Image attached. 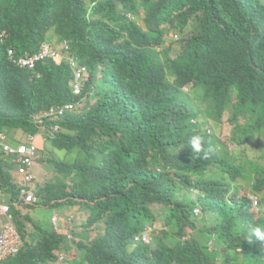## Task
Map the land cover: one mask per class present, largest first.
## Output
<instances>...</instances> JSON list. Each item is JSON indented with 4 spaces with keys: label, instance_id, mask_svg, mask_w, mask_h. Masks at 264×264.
I'll list each match as a JSON object with an SVG mask.
<instances>
[{
    "label": "trees",
    "instance_id": "16d2710c",
    "mask_svg": "<svg viewBox=\"0 0 264 264\" xmlns=\"http://www.w3.org/2000/svg\"><path fill=\"white\" fill-rule=\"evenodd\" d=\"M47 40H66L87 66L78 93L65 62L25 69L8 57ZM66 102L73 111L45 118L61 130L39 142L32 205H76L99 233H81L88 243L73 240L70 255L64 233L18 201L0 145L2 197L23 239L0 264H55L61 249L70 264H264L253 235L264 231V166L227 146L264 131V0H0V135L23 141L35 113ZM199 112L217 124L227 113V137L191 123ZM239 180L261 194L260 215ZM154 208H165L159 229ZM147 224L150 240L138 242Z\"/></svg>",
    "mask_w": 264,
    "mask_h": 264
},
{
    "label": "built area",
    "instance_id": "2783aa9c",
    "mask_svg": "<svg viewBox=\"0 0 264 264\" xmlns=\"http://www.w3.org/2000/svg\"><path fill=\"white\" fill-rule=\"evenodd\" d=\"M68 44L63 41L61 46L55 47L52 44L45 42L41 48L29 55L14 57L13 51L8 50V56L13 63L20 67L32 69L39 61H43L49 58L66 60L73 70V83L72 89L75 93L80 91L82 81L87 74L86 66L78 63L73 56L64 57L60 48L64 50L68 49ZM74 104L71 102L61 103L51 106L38 113H35L32 118L34 123L37 124L38 129L35 133H29L25 136L23 141H20L14 145L7 142L1 143L2 150L5 154L11 156L14 159L13 168V180L16 183L18 191V201L24 204L32 205L36 203V196L33 190V183L36 179L34 172L35 157L39 147L38 138H44L47 132L52 134L61 130L57 124L45 125V118L60 116L65 112L73 111ZM47 131V132H46ZM0 138H5L0 135ZM41 138V139H42ZM15 202V201H13ZM52 227L55 231H64L68 241L73 239L72 229L74 227V217L69 214L64 218H60L57 215H52ZM59 221L62 222L59 223ZM143 240H147V236L143 235ZM23 244V239L20 232L13 221V215L10 212V204L2 197L0 188V262L9 256L16 254ZM65 252L58 254L57 263L66 259Z\"/></svg>",
    "mask_w": 264,
    "mask_h": 264
},
{
    "label": "rangeland",
    "instance_id": "374dc122",
    "mask_svg": "<svg viewBox=\"0 0 264 264\" xmlns=\"http://www.w3.org/2000/svg\"><path fill=\"white\" fill-rule=\"evenodd\" d=\"M165 40L169 43L171 39V36L166 37ZM196 107L199 109L198 106V101H196ZM199 122H203L204 123V127H208L210 129L209 134L211 133V135H216L219 137L220 140L225 139L227 137V132H230L231 129V125L229 124L228 120V114L225 113L223 114V117L221 119V122L219 124L217 123H213L210 120H208L203 114H201V112L198 113V117L197 119ZM220 134V135H219ZM2 136L5 137L4 134H1ZM221 136V137H220ZM3 142H8L10 143L11 140H7V138L5 137L0 138V145ZM40 145L44 142V138L40 139ZM12 143V142H11ZM232 148L230 150V152L234 155H236V159L238 161H242L245 163V161L250 160V161H255V163L257 164H261L264 166V131H260V132H255L254 137L251 138L246 144L241 145V146H235L232 144ZM244 147V148H243ZM246 159V160H245ZM34 171L36 173V176H38L39 174H41V169L36 171L35 167H34ZM39 171V172H38ZM38 173V174H37ZM240 183V190L241 193L247 192V195L252 194V190L250 188V185L248 184L247 181H243V180H239ZM250 189V190H249ZM158 206V205H157ZM165 208H158V209H153L154 213H156V221H155V227L156 229H159V227L162 226V222L160 220V217L162 215V212ZM262 210V208H259L257 210V212L255 211V213L259 214L260 211ZM69 211H71L70 213H73L75 215V222H76V228L75 231L73 233L74 236V240H84L85 243H88L87 239H82L81 237V233H84V231L86 232V235L89 238H93L96 236L97 233H99V229L95 228L94 226H90V227H85L82 226L83 220H84V214H82L80 212V210L78 209V207L75 206H70V205H66V204H58L55 205L53 207H49V206H43L41 204H37V205H32L29 208V212L31 214V216L36 219L41 221L42 224L47 225L49 224L50 218L52 215H58V216H64L66 214L69 213ZM202 214L201 212L199 213L198 216H196L194 219L197 222L198 226L201 224V220L203 218H201ZM201 218V220H200ZM27 229L32 230V226L30 223H28ZM73 241L70 246V251L69 254L72 255L74 253L76 244ZM74 249V250H73ZM67 258H68V253H67ZM66 258V259H67ZM65 259V260H66ZM70 264L69 262H63L61 264Z\"/></svg>",
    "mask_w": 264,
    "mask_h": 264
},
{
    "label": "clouds",
    "instance_id": "9594fccd",
    "mask_svg": "<svg viewBox=\"0 0 264 264\" xmlns=\"http://www.w3.org/2000/svg\"><path fill=\"white\" fill-rule=\"evenodd\" d=\"M177 38V35H173V39H176ZM64 41H66V40H64ZM63 42V41H62ZM62 42L59 44V45H55V44H52L51 42H48V43H50V44H52L53 46H55V47H57V49H58V47H60L61 46V44H62ZM67 42V41H66ZM45 43V42H44ZM67 44H68V46H69V43L67 42ZM42 46V45H41ZM41 48V47H40ZM9 50V49H8ZM12 50V49H11ZM60 51L62 52V54H63V56L64 57H71V56H73L74 57V59L78 62V63H80L81 65L83 64L84 66H86L84 63H83V61L79 58V57H77L74 53H70V46L68 47V49L67 50H64L63 48H60ZM7 54H8V51H7ZM32 54V53H31ZM29 55V54H28ZM13 56H14V53H13ZM25 56V55H24ZM9 57V56H8ZM15 57V56H14ZM18 57H20V56H18ZM10 59V58H9ZM49 59H52V58H49ZM11 60V59H10ZM47 60V59H46ZM54 60H58V61H62V62H65L67 65H69V63L66 61V60H59V59H54ZM40 62V61H39ZM13 63V62H12ZM15 64V63H14ZM16 65V64H15ZM18 66V65H17ZM36 66V65H35ZM70 66V65H69ZM20 67V66H19ZM71 67V66H70ZM21 68H24V67H21ZM35 68V67H34ZM25 69H27V68H25ZM33 69V68H32ZM72 69V68H71ZM86 70H87V72L86 73H88V69H87V66H86ZM73 90V89H72ZM197 117H198V115L195 117V118H192L191 119V123H196L198 120H196L197 119ZM205 128V130L207 131L206 133H208L209 134V132H210V129L208 128V127H204ZM216 136V135H215ZM218 137V136H217ZM223 140V139H222ZM201 143H202V138H201V136H199V135H197V136H193L192 138H191V146H192V149L195 151V152H200L201 151ZM227 146H228V149L229 150H231V148L233 147L232 146V144L231 143H227ZM240 190H242V189H240V187H239V191ZM241 192V191H240ZM244 192V191H243ZM242 192V193H243ZM245 194L247 193V192H244ZM249 197H250V200H251V211L255 214V216H258V215H260L261 213H262V210H263V207H262V204H261V194H259V193H253L252 192V194H250L249 195ZM259 208H262V210H261V212L259 213V214H257V213H255V211H257ZM71 211H69V213L68 214H66V215H64V216H59L60 218H64L65 216H67V215H69V214H71V215H73V217H74V227H73V229H72V236H73V232H74V229H75V224H76V222H75V215L73 214V213H70ZM192 213L194 214V215H199V213H200V209H199V207L198 206H195L193 209H192ZM55 215V214H54ZM58 216V215H57ZM52 222V221H51ZM59 223H61L62 224V222L61 221H59ZM53 228V227H52ZM154 227L151 225V224H147V225H145L144 226V229L136 236V240H138V241H143V242H148L149 240H150V236H151V233L154 231ZM55 231V230H54ZM58 232H62V233H64V235H65V240L67 241V243L69 244V245H71L72 244V242H73V240H74V236H73V239L71 240V241H68L67 240V238H66V234H65V232L64 231H58ZM143 235H146L147 236V240L145 241V240H143ZM253 235L257 238V239H259V240H264V231H262L260 228H256L255 230H254V232H253ZM61 252H63V251H61ZM59 253H60V251H59ZM58 253V254H59ZM66 253V255H67V252H65ZM67 258V257H66ZM58 259V258H57ZM67 260H68V258L66 259V260H64V261H62V262H59V263H57V260H56V262H55V264H61V263H63V262H67Z\"/></svg>",
    "mask_w": 264,
    "mask_h": 264
},
{
    "label": "crops",
    "instance_id": "0c3cea01",
    "mask_svg": "<svg viewBox=\"0 0 264 264\" xmlns=\"http://www.w3.org/2000/svg\"><path fill=\"white\" fill-rule=\"evenodd\" d=\"M41 138H42V135H41L40 138H38V141H39ZM7 143H8V142H7ZM9 144H13V143L10 142ZM36 169H37V168H36ZM36 171H37V170H36ZM34 172H35V171H34ZM35 175H36V173H35ZM31 206H32V205H31ZM72 206H73V205H72ZM51 219H52V216H51L50 221H49L50 225H52ZM65 241H66V240H65ZM66 243H67V241H66ZM68 245H69V244H68ZM61 250H62L63 252H66L64 249H61ZM67 253H68V252H67ZM67 262L70 263V262H72V261H70V260L68 261V260H67ZM65 264H66V263H65Z\"/></svg>",
    "mask_w": 264,
    "mask_h": 264
},
{
    "label": "bare ground",
    "instance_id": "6f19581e",
    "mask_svg": "<svg viewBox=\"0 0 264 264\" xmlns=\"http://www.w3.org/2000/svg\"><path fill=\"white\" fill-rule=\"evenodd\" d=\"M48 42V40L46 41ZM39 50V49H38ZM75 54V53H74ZM211 134V133H210ZM220 135V134H219ZM216 137V136H215ZM221 137V136H220ZM221 144V143H220ZM261 165V164H260ZM252 189V188H251ZM250 190V189H249ZM253 192V191H252ZM257 212V211H256ZM261 212V211H260ZM201 220V219H200ZM238 241V240H237ZM139 242V241H138ZM143 242V241H142ZM263 247V246H262ZM263 251V250H262ZM264 252V251H263Z\"/></svg>",
    "mask_w": 264,
    "mask_h": 264
}]
</instances>
